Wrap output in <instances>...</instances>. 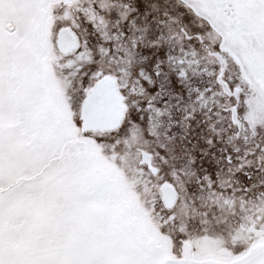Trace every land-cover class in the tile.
<instances>
[{
  "label": "snow or ice",
  "instance_id": "snow-or-ice-1",
  "mask_svg": "<svg viewBox=\"0 0 264 264\" xmlns=\"http://www.w3.org/2000/svg\"><path fill=\"white\" fill-rule=\"evenodd\" d=\"M0 264H264V0H0Z\"/></svg>",
  "mask_w": 264,
  "mask_h": 264
}]
</instances>
